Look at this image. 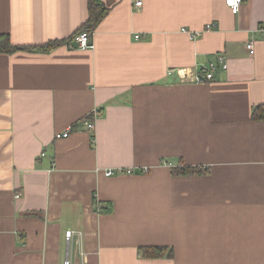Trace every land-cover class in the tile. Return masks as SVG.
I'll return each mask as SVG.
<instances>
[{
  "label": "crops",
  "instance_id": "1",
  "mask_svg": "<svg viewBox=\"0 0 264 264\" xmlns=\"http://www.w3.org/2000/svg\"><path fill=\"white\" fill-rule=\"evenodd\" d=\"M96 1L92 49L0 52V264H264V0ZM87 15L0 0V34L72 40Z\"/></svg>",
  "mask_w": 264,
  "mask_h": 264
},
{
  "label": "trees",
  "instance_id": "2",
  "mask_svg": "<svg viewBox=\"0 0 264 264\" xmlns=\"http://www.w3.org/2000/svg\"><path fill=\"white\" fill-rule=\"evenodd\" d=\"M106 12V8L99 3L96 0H88V15L87 19L84 21L83 24L78 28V30L72 34V38L80 31L82 30H87L90 32H93L101 18L104 16ZM70 37V38H71ZM69 39V38H68ZM67 40L59 41V42H50L44 46H18L14 45L9 36L7 34H0V52L3 53H10L18 50H36V51H47L51 47H54L58 44L65 43ZM260 117L264 118V111L261 113ZM253 116H259L257 113H255V109L252 113ZM77 125L74 123L73 126L70 129L75 128ZM196 168L192 169H187V168H174L172 172L175 175H180V174H185V173H197ZM166 250V247L164 246H146L139 248V253L141 254L142 257L145 258H156V257H161L164 254V251Z\"/></svg>",
  "mask_w": 264,
  "mask_h": 264
},
{
  "label": "built area",
  "instance_id": "3",
  "mask_svg": "<svg viewBox=\"0 0 264 264\" xmlns=\"http://www.w3.org/2000/svg\"><path fill=\"white\" fill-rule=\"evenodd\" d=\"M244 0H225V4L229 7L230 11L232 13H237L239 10V6L240 4L243 2ZM141 0H136L135 5L140 6L141 5ZM211 24H206L205 28L209 29L211 28ZM183 32H187L189 34L190 37H195L197 35V32H190L189 30L182 28L181 29ZM135 38H139L138 34H135ZM65 45L69 48H79V49H92L94 47L93 41H92V32L87 31V30H82L80 32H78L73 38L72 40H68L65 42ZM246 48L248 49L249 53L252 54L254 52V48H253V42L252 41H248L246 43ZM210 67H213L212 64H210ZM206 73L204 75V79H210L212 74L211 72H209L207 69ZM199 80V79H198ZM92 115L95 117L97 116V110H94L92 112ZM81 125L83 127H85L86 129H93L94 127V120L93 119H82L81 120ZM70 128H67L66 130H64L63 132H58L55 134V138L59 139V138H63L66 137L68 135ZM43 155V153H42ZM135 170L133 168H126L123 170H118L119 173H123V174H131L133 173ZM147 168L143 167L140 169V172H146ZM104 174L105 176H111L114 174V170L112 169H106L104 170ZM14 197H18V194H15Z\"/></svg>",
  "mask_w": 264,
  "mask_h": 264
}]
</instances>
